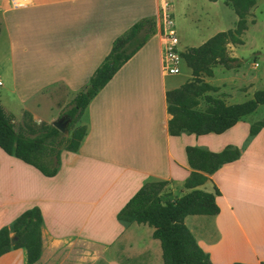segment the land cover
<instances>
[{
	"label": "crops",
	"instance_id": "0c3cea01",
	"mask_svg": "<svg viewBox=\"0 0 264 264\" xmlns=\"http://www.w3.org/2000/svg\"><path fill=\"white\" fill-rule=\"evenodd\" d=\"M162 6L163 0H29L12 7L0 0V38L9 53L4 111L19 125L24 113L52 125L62 117L61 91L72 100L86 89L115 38L142 18L157 20ZM152 35L156 41L147 40L90 100L80 118L86 134L77 151H60L56 175L21 160L27 168L0 170V228L32 206L41 211V251L31 264H161L153 228L120 220L117 212L146 182L167 181L164 202L185 194V146L219 152L227 144L240 148L239 157L199 186L219 189V212L189 214L184 223L212 264H264V143L256 146L264 128L249 136L243 119L220 134L170 135L165 92L191 71L181 57L190 74L181 83L169 78L159 25ZM42 98L57 112L50 120L40 115ZM0 264H28L25 248L2 254Z\"/></svg>",
	"mask_w": 264,
	"mask_h": 264
},
{
	"label": "trees",
	"instance_id": "16d2710c",
	"mask_svg": "<svg viewBox=\"0 0 264 264\" xmlns=\"http://www.w3.org/2000/svg\"><path fill=\"white\" fill-rule=\"evenodd\" d=\"M225 2L237 15L235 27L219 31L200 45L188 47L180 53L191 71V77L180 86L165 92L167 112L170 114V135L220 134L255 112L259 105H264V88L256 90L252 98L243 102L227 103L222 97L213 96L210 92L216 88L202 80L203 76L212 75L213 66L221 65L229 69L237 61L236 57L229 54L228 45L243 43L241 35L247 26L245 16L255 4V0ZM155 27L152 18H142L115 38L108 54L90 76L87 88L73 97L63 113L69 119V129L73 128L69 137L51 124L35 123L28 113L23 114L22 125L15 127L12 116L0 104V149L31 165L44 176L56 175L60 151H77L86 134L85 126L75 124L90 100L154 34ZM262 128L264 120L250 124L249 136L256 135ZM184 152L191 168L184 181V187L190 189L188 192L164 202L161 192L167 181L146 182L119 209L116 216L120 220L147 224L153 228L152 237L160 242L161 264H212L209 255L185 225L184 217L189 214L212 215L219 212L215 200L220 195L219 189L214 186L209 192L199 186L223 164L236 160L240 149L232 144L225 145L219 152L185 146ZM41 221L40 209L32 206L20 213L10 226L1 227L0 256L10 249L23 247L27 263H33L41 251ZM11 236L15 237L13 244L10 242Z\"/></svg>",
	"mask_w": 264,
	"mask_h": 264
},
{
	"label": "rangeland",
	"instance_id": "374dc122",
	"mask_svg": "<svg viewBox=\"0 0 264 264\" xmlns=\"http://www.w3.org/2000/svg\"><path fill=\"white\" fill-rule=\"evenodd\" d=\"M163 11L173 21L179 51H184L188 47L198 46L219 31L233 29L238 19L233 8L225 0H163L159 17L155 20V32L158 30V25L160 30L165 27ZM245 19L247 26L241 35L243 43L240 45H228L229 54L236 57L237 61L229 69L221 65H215L212 67L211 76L202 77L204 82L216 88L215 91L210 93L213 96L222 97L227 103L243 102L252 98L256 90L264 88V0H255V4L251 7ZM156 39V36L154 38L153 35L148 38L151 44ZM8 57V47L0 38L1 64L2 61L6 60V65L3 64L4 67L3 65L0 67V81L2 82L0 84V96L2 97L10 96L7 75L9 70L7 66ZM179 67V73L170 75L169 78L181 83L187 79L190 71L183 61H180ZM70 101L66 92L61 91V108H63L61 116L64 117V121H67L63 133L67 137L71 135L73 128L69 129V119H66L63 113L70 105ZM41 102L43 104L39 112L42 118L50 120L53 116H56L57 112L51 109V100L49 98H42ZM12 109V112H14L15 108L12 107ZM20 120L18 117L14 118L15 127L19 126ZM244 120L249 123V126L252 123L264 120V105H259L256 111L246 116ZM40 123L44 122L39 120L37 124ZM75 125L85 126L81 119ZM263 143L264 136L262 134L256 140V146L261 147ZM10 165H13L14 168L26 167L20 160L7 155L0 149V170H2V173L8 172Z\"/></svg>",
	"mask_w": 264,
	"mask_h": 264
},
{
	"label": "built area",
	"instance_id": "2783aa9c",
	"mask_svg": "<svg viewBox=\"0 0 264 264\" xmlns=\"http://www.w3.org/2000/svg\"><path fill=\"white\" fill-rule=\"evenodd\" d=\"M29 0H9L12 7L25 5ZM163 20L165 27L161 32V63L162 69L167 74H177L180 70L181 52L177 48L178 39L173 28V21L168 18L163 11Z\"/></svg>",
	"mask_w": 264,
	"mask_h": 264
},
{
	"label": "water",
	"instance_id": "95a60500",
	"mask_svg": "<svg viewBox=\"0 0 264 264\" xmlns=\"http://www.w3.org/2000/svg\"><path fill=\"white\" fill-rule=\"evenodd\" d=\"M66 124H67V121L66 120L64 121V117L63 116L60 117L58 120L52 122V125L54 127H56L61 132L65 131ZM10 242H11V244H13L15 242V237L14 236H11Z\"/></svg>",
	"mask_w": 264,
	"mask_h": 264
}]
</instances>
